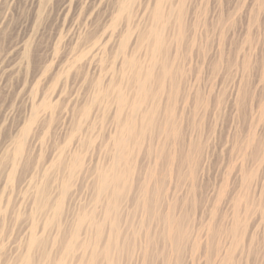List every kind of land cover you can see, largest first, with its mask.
Masks as SVG:
<instances>
[{
	"label": "rangeland",
	"instance_id": "374dc122",
	"mask_svg": "<svg viewBox=\"0 0 264 264\" xmlns=\"http://www.w3.org/2000/svg\"><path fill=\"white\" fill-rule=\"evenodd\" d=\"M0 264H264V0H0Z\"/></svg>",
	"mask_w": 264,
	"mask_h": 264
},
{
	"label": "bare ground",
	"instance_id": "6f19581e",
	"mask_svg": "<svg viewBox=\"0 0 264 264\" xmlns=\"http://www.w3.org/2000/svg\"><path fill=\"white\" fill-rule=\"evenodd\" d=\"M143 86H144V85H143ZM21 143H22V142H21ZM21 143H20L19 146H18V148H19L18 151H20V149H22V148L20 147ZM18 151H17V149H16V152H18ZM21 151H22V150H21ZM18 154H19V153H18ZM16 156H17V155H16ZM16 156H15V157H16ZM16 158H17V157H16Z\"/></svg>",
	"mask_w": 264,
	"mask_h": 264
}]
</instances>
